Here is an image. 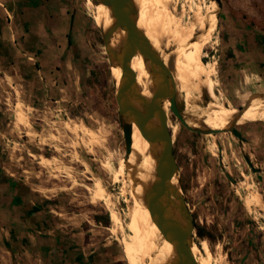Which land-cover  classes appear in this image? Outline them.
I'll return each mask as SVG.
<instances>
[{
  "label": "rangeland",
  "instance_id": "1",
  "mask_svg": "<svg viewBox=\"0 0 264 264\" xmlns=\"http://www.w3.org/2000/svg\"><path fill=\"white\" fill-rule=\"evenodd\" d=\"M203 1L171 3L192 21L198 7L205 15L212 4ZM215 3L217 23L202 60L214 68L219 100L243 107L264 94L263 66L259 74L243 55L264 48V0ZM98 6L92 0H0V190L15 185L1 196L8 197L2 207L13 235L32 234L35 247L41 236L55 242L56 253L43 264H130L112 230L116 211L122 233L130 234V200L119 173L126 153L114 63L96 20ZM244 29L263 42L240 45ZM176 99L182 114L207 129L212 98L205 89L189 110ZM170 116L179 125L173 153L193 217L192 241L209 244L213 264H264V210L251 207L250 199L257 190L264 203V187L245 161L247 148L229 130L196 132ZM248 123L235 125L243 138Z\"/></svg>",
  "mask_w": 264,
  "mask_h": 264
},
{
  "label": "bare ground",
  "instance_id": "2",
  "mask_svg": "<svg viewBox=\"0 0 264 264\" xmlns=\"http://www.w3.org/2000/svg\"><path fill=\"white\" fill-rule=\"evenodd\" d=\"M132 2L135 8L137 28L145 34L152 48L159 53L161 59L172 70L176 97L184 101L187 110L190 109L192 102L200 98L204 89L212 98L209 113L204 120L208 130L228 129L236 119L235 125L246 121L264 120V94L250 99L240 110L232 104L221 102L215 92L217 82L213 78L214 68L212 69L210 65L203 62L201 56L202 47L217 23V17L214 14L215 1L212 0L205 15L201 13L199 7L196 8L197 11L193 13L192 21H185L171 0H132ZM95 4L99 5L96 20L105 32L115 25V17L109 5L101 1H95ZM197 27L200 29L198 32ZM125 41L126 36L123 29L117 27L110 36L107 51L110 54L120 52L125 46ZM129 65L135 74L134 88L140 91L145 99H149L155 85L149 62L145 61L140 52H137L129 59ZM114 72L118 88L122 68L116 62H114ZM132 103L135 107L142 109L135 100ZM169 106V99L165 98L162 107L167 115V126L174 140L178 135L179 125L171 118ZM239 114L241 115L238 116ZM183 116L187 124L198 127L199 124L194 119L185 114ZM123 120L132 124L131 150L119 167L120 176L129 184L123 188V192L130 200L126 222L130 234L125 236L126 234L122 233L121 217L116 211L111 212L112 230L130 264H176V250L157 227L146 202L156 176V157L161 146L158 142L145 139L130 116H123ZM151 123L157 125L158 121L154 118ZM170 181L180 192L178 171L173 174ZM250 199L251 207L264 210V203L257 190L250 192ZM170 209L177 218L183 221L176 209L173 207ZM191 250L198 264H213L209 244L205 240L201 241L200 246L191 242Z\"/></svg>",
  "mask_w": 264,
  "mask_h": 264
},
{
  "label": "water",
  "instance_id": "3",
  "mask_svg": "<svg viewBox=\"0 0 264 264\" xmlns=\"http://www.w3.org/2000/svg\"><path fill=\"white\" fill-rule=\"evenodd\" d=\"M101 1L111 7L115 17V25L103 32L105 49L112 32L121 27L125 33V46L120 52H107L110 65L118 63L122 68V76L119 87L115 91V99L118 105L119 122L123 131L125 153L131 150L132 124L123 120V116L131 117L137 125L141 135L153 142H158L161 149L156 157V176L149 191L146 202L149 211L162 234L167 238L176 250V264H198L195 254L191 250V242L194 232V222L182 192L171 183V177L178 171V165L173 153V139L167 126V115L162 107L165 98L169 99V109L173 115L189 130L204 133H217L223 130H208L192 127L187 124L176 99V86L171 68L161 59L150 45L145 34L136 26L135 8L132 0H92ZM220 3V0H215ZM107 50V49H106ZM140 52L149 62L151 74L154 75L155 85L149 99H145L140 91L134 88L135 74L129 65V59ZM135 100L142 109L135 107ZM240 110L243 107H239ZM239 114L238 116H240ZM156 118L158 124L151 123ZM228 129L242 142L244 139L236 128L235 123ZM250 169L255 171L251 160L245 157ZM175 198V199H173ZM171 207L176 209L183 221L177 218Z\"/></svg>",
  "mask_w": 264,
  "mask_h": 264
},
{
  "label": "crops",
  "instance_id": "4",
  "mask_svg": "<svg viewBox=\"0 0 264 264\" xmlns=\"http://www.w3.org/2000/svg\"><path fill=\"white\" fill-rule=\"evenodd\" d=\"M27 12V11H26ZM245 30V29H244ZM242 34V38L239 39V44L241 45H253L256 46L257 43H261L262 38L261 36L255 34L254 32H251L250 37L249 33L247 30H245L244 33ZM263 42V41H262ZM237 43V41H236ZM261 47V45H260ZM256 46V52L254 53L253 51H244L243 55L245 56V61L249 66L252 68H256V70L260 66H263L264 68V48H260ZM263 70L260 68L259 74L262 73ZM244 140L241 142L245 145V148L248 150V158L251 160L253 166L255 167V173L259 174L262 178L263 181V187H264V120H255V121H250L248 123L247 127H245L244 130ZM15 185H5V187H1L0 190V264H43L45 257L48 256L47 258L50 257L51 252L56 253V248L55 245L50 239V241H47L44 239V237L41 236L38 245L35 247L34 244L37 243L33 241L34 236L32 234H25L23 235V232L20 234L10 232V230L6 227V220H8V216H11L8 210H5L7 208L2 207L3 205L5 206L7 202V198H2L3 194H9L8 190L10 187H14ZM56 197H53V199ZM21 202L20 200H17ZM18 206L19 210H21V203L18 205L16 203L14 210H16L18 214ZM57 206V205H56ZM6 211L4 213V210ZM22 211V210H21ZM55 211V210H53ZM58 216H62L61 211L56 212ZM23 214L22 213L19 215V217ZM23 216V215H22ZM71 219L70 217H67ZM26 220V219H25ZM28 220V219H27ZM22 221V220H21ZM68 224L65 225V227ZM40 236V235H39ZM80 233L75 235L71 234V237H77L79 238ZM36 237V235H35ZM70 236H66L68 238ZM14 240V241H13ZM55 241V238H54ZM50 249L49 251H46V248ZM93 251V249L91 250ZM90 251V252H91ZM59 252V250L57 251ZM96 253V252H95ZM92 254V252H91ZM94 255V254H93ZM47 260V259H46Z\"/></svg>",
  "mask_w": 264,
  "mask_h": 264
},
{
  "label": "trees",
  "instance_id": "5",
  "mask_svg": "<svg viewBox=\"0 0 264 264\" xmlns=\"http://www.w3.org/2000/svg\"><path fill=\"white\" fill-rule=\"evenodd\" d=\"M69 37H70V35H69ZM69 43H70V38H69ZM197 231H198L199 234H201V231H200V229L198 227H197Z\"/></svg>",
  "mask_w": 264,
  "mask_h": 264
}]
</instances>
